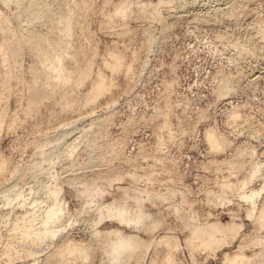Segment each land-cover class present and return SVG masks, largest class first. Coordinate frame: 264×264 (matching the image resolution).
Wrapping results in <instances>:
<instances>
[{
	"label": "rangeland",
	"instance_id": "1",
	"mask_svg": "<svg viewBox=\"0 0 264 264\" xmlns=\"http://www.w3.org/2000/svg\"><path fill=\"white\" fill-rule=\"evenodd\" d=\"M83 1L86 6L81 8ZM157 2L0 0V45L6 39L13 45V36L27 30L47 36L37 49H24L12 59L7 55L6 66L0 65V72L9 67L11 75L8 94H0L6 99L0 97V161L8 162V172L0 178V264L33 263L18 236L10 238V228L21 212L18 203L36 200L48 205L45 186L50 180L61 187L68 217L74 218L73 226L54 242L67 236L91 247L86 264H151L152 259L153 264H165L162 243L131 260L114 262L102 253L107 247L103 235H90L96 228V207L122 197L130 216L148 214L135 228L145 241L170 234L177 242L175 264H222L223 253L240 251V243L247 255L256 250L252 240L263 233L253 230L256 226L245 219V206L236 204L234 190L224 184L236 185L257 162L264 175V0ZM118 4L124 15L110 23L106 15ZM156 5L159 19L152 16ZM46 7L52 9L48 17ZM60 10L70 19L69 34L64 22H58ZM92 48L96 55L91 71L79 79L72 69L85 64ZM80 49L84 52L77 55ZM46 51L49 60L60 54L67 71L54 90H48V98L26 115L35 80L36 90L45 89L37 76L43 70L49 75L39 62ZM108 52L119 53L131 75L124 70L110 74L103 64ZM2 56L0 52V60ZM100 72L112 80L110 89L86 107L82 99ZM67 100L77 115L60 109ZM208 132L222 141V148L210 147ZM259 184L258 178L251 182ZM93 188L98 190L94 196ZM4 193H12L11 203H6ZM141 197L143 203L137 201ZM236 210L246 225L241 230L245 236L214 252L189 250V227L212 220L226 223ZM97 229L130 233L134 228L105 218ZM8 241L11 260L4 254ZM50 254L51 247L42 244L37 263Z\"/></svg>",
	"mask_w": 264,
	"mask_h": 264
},
{
	"label": "bare ground",
	"instance_id": "2",
	"mask_svg": "<svg viewBox=\"0 0 264 264\" xmlns=\"http://www.w3.org/2000/svg\"><path fill=\"white\" fill-rule=\"evenodd\" d=\"M44 3L45 0H40ZM166 0H158L157 4L160 5L165 3ZM154 8L152 16L154 18L159 19L157 16V6ZM86 6V2L83 1L84 8ZM48 13H47V12ZM46 14L44 15L48 17V14L52 12L50 7H46ZM220 11V10H217ZM1 14V13H0ZM124 15V7L122 4L116 5L112 12L106 15L108 22H113L114 18ZM58 22L64 23L63 27L67 34L71 32L70 29V19L65 16L64 11H58ZM157 16V17H156ZM7 21V18H4ZM88 36V35H86ZM13 45L9 39L3 40L0 45V52H3V56L0 60V65L6 66L7 64V55L9 58H17L20 56L21 52L24 49H37L41 44L47 42V36H44L42 33L32 30L24 31L20 35L13 36ZM92 52L90 53V57L87 58L85 64L79 69L73 68L72 71L77 73L78 78H86L91 71V67L93 64V57L96 55V50L92 48ZM84 51L81 49L77 52V55L83 54ZM110 53V52H108ZM104 60V66L110 70V74L114 75L118 72L124 70V65L122 62V57L119 53L111 52L109 56H107ZM50 61V63H48ZM39 62L41 65L45 64L48 69L49 75L43 70L40 73V77L45 84L44 90H36L35 84L37 80H35L34 84L30 87L31 94L28 97L25 114L30 115L33 110L42 102L43 99L48 98V90L52 91L56 87L57 83L63 79L64 71H67V68L63 65L61 55H57L56 60H49L48 51L41 54ZM127 75H131L130 68L124 70ZM97 75V74H96ZM104 74L101 75V72L98 73L97 78L90 85V88L85 96L83 101L84 105L94 104L98 97L102 94L106 93L110 89L111 79H107ZM126 76V75H125ZM127 77V76H126ZM56 80H54V79ZM131 78V77H130ZM10 80L11 75L9 73V67H6L3 72H0V88L2 89L0 94L4 95L8 94L10 90ZM131 81V80H130ZM10 94V93H9ZM9 96V95H7ZM1 97V96H0ZM64 95L62 96V98ZM5 99V96L1 97ZM8 99V98H7ZM2 100V99H1ZM3 100V101H4ZM83 104L79 105L83 107ZM95 105V104H94ZM2 107V106H1ZM0 107V128L3 125V113L4 109ZM91 107V106H90ZM75 106H72L70 101H64L60 105V109L65 111H72ZM79 108V107H78ZM84 108V107H83ZM87 108H84V110ZM81 109H77L80 113ZM77 115V112L74 111ZM73 112V113H74ZM83 112V111H82ZM69 113V112H68ZM81 114H85L84 112ZM233 113L232 118L236 117V114ZM75 115V116H76ZM85 116L79 115L81 118ZM77 118V116H76ZM80 118L77 120L79 122ZM82 119V118H81ZM87 119V117H86ZM73 121V120H72ZM76 120L73 121V123ZM76 121V122H77ZM70 125H71V121ZM68 122V123H69ZM65 124V123H64ZM63 124L62 129L66 130L65 125ZM164 124V122H163ZM68 124L66 123V126ZM69 125V126H70ZM165 125V124H164ZM68 126V127H69ZM74 127V125H72ZM72 127V128H73ZM71 128V127H69ZM68 129V128H67ZM67 131V130H66ZM72 132V130L70 131ZM101 132V131H100ZM65 133V132H64ZM67 133V132H66ZM66 135V134H64ZM67 136V135H66ZM65 139V137H64ZM206 140L209 142V145L212 149H220L223 146L222 141L212 132H208L206 135ZM43 146H38L37 148H42ZM38 166V163H35L33 169ZM8 162L6 160L0 161V178L3 177V174L8 172ZM10 175L13 178L14 170L10 169ZM262 168L259 162L252 164L247 175L241 180L238 181L236 185L231 184L230 181H226L224 184L225 188H231V191L234 190L235 196L237 197L238 206H245V219L247 221L252 222L256 227H252L254 231L257 233H263L260 235H256L257 238L252 240L251 242L256 247V250L251 252V254L247 255L243 251H241L242 247L240 243L239 248L240 251L232 253H228L229 251H225L222 255L221 263L222 264H264V175L261 174ZM5 176V175H4ZM258 178L260 180V184L258 186L251 185L253 179ZM2 179V178H1ZM53 180L48 181V185L45 186L46 193L48 194V205L42 206L40 205L43 201L37 203L36 200L32 202L25 203V200L18 203L17 205L20 208L19 215H16L17 211L11 210L12 215H16L13 224L10 228L9 236L13 238L14 236H18L20 244L23 246V251L26 256L34 257L32 264H38L37 258H35L37 254V248L42 246V244H47L48 248L51 247V254L42 264H70L71 261H80V264H86V261L91 256V247L87 245L80 244L67 236H62V239L59 242H54L59 235L64 232L67 227H72L74 224V218L70 219L68 216V211L66 208V203L64 199L60 196L61 187L57 184H53ZM233 188V189H232ZM8 191V190H7ZM125 191V189H124ZM98 192L97 189L93 188L91 194L96 195ZM20 195V192L18 193ZM12 193L3 194L6 203L9 204L12 202L11 198ZM17 195V194H16ZM124 197L121 199H114L109 204L104 206H97L95 209V223L92 227H96L91 229V236H101L103 235L102 241H104L107 245L106 248L103 249L102 253L107 255L110 260L114 262H118L120 260H131L136 258L144 252L148 251V249L156 244H164L163 248L166 247V256L164 257L165 264H175L174 252L179 246L177 242L175 243L171 241L168 237L170 234H166L164 236H159V238L154 239L153 241L147 242L145 241L139 234V230L135 229L138 225L143 224V218L148 216V214L138 213L130 216L128 210L125 209ZM139 203H143L144 198H139L137 200ZM123 204V205H122ZM237 206V207H238ZM241 206V208H243ZM240 208V209H241ZM240 212V211H239ZM239 212H230V221L226 223H222L218 220H212L207 222L203 226H191L189 227L190 232L186 237L185 242L186 246L190 251H210L214 252L216 249L221 248L226 243H232L239 236H245L246 233L241 234V230L243 229V222L239 215ZM243 212V211H242ZM111 219L117 222L124 227H133L130 233H126L120 229H115L113 231L101 232L97 229V225L103 221V219ZM248 224V223H247ZM251 224V223H250ZM253 225V226H254ZM246 226V225H245ZM249 233V232H248ZM253 233V232H252ZM247 236V235H246ZM1 238V233H0ZM59 238V237H58ZM245 238V237H243ZM247 238V237H246ZM241 240V239H240ZM239 240V241H240ZM251 240V238H250ZM48 241V243H46ZM245 241V240H244ZM243 241V242H244ZM248 242V241H247ZM250 243V242H249ZM244 244V243H243ZM247 244L245 243V246ZM238 246V245H237ZM7 248L4 251V254L7 256L8 260H11V242L8 241L5 245ZM177 249V250H178ZM176 250V251H177ZM244 250V249H243ZM18 251H15L17 253ZM140 253V254H139ZM177 253V252H175ZM139 254V255H138ZM165 254V253H164ZM69 258L72 260L70 261ZM140 260V259H139ZM155 259H152L151 264H153ZM177 262V260H176ZM139 261H137V264ZM140 264V263H139Z\"/></svg>",
	"mask_w": 264,
	"mask_h": 264
}]
</instances>
